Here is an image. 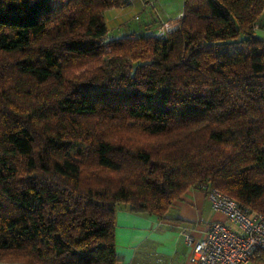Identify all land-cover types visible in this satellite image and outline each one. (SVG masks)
<instances>
[{"label": "trees", "instance_id": "1", "mask_svg": "<svg viewBox=\"0 0 264 264\" xmlns=\"http://www.w3.org/2000/svg\"><path fill=\"white\" fill-rule=\"evenodd\" d=\"M127 2L0 0V261L119 264L116 212L164 217L190 187L264 219V0L109 39Z\"/></svg>", "mask_w": 264, "mask_h": 264}, {"label": "crops", "instance_id": "2", "mask_svg": "<svg viewBox=\"0 0 264 264\" xmlns=\"http://www.w3.org/2000/svg\"><path fill=\"white\" fill-rule=\"evenodd\" d=\"M177 1L183 3V0H128L124 6L105 10L107 37L116 39L138 29L145 33L155 30L159 20L173 18L183 9V6L170 9ZM154 5L159 6L156 9ZM137 8L146 12L145 19L137 25L138 29L131 24L132 19L138 18L134 13ZM110 21L115 23L111 28L108 26ZM126 29L131 30L126 32ZM254 30L264 39V15ZM223 219L221 212L211 208L206 192L200 187H190L174 199L164 217L121 208L115 216L119 264H196L188 259L184 233L201 237L213 221ZM0 264L21 263L0 261ZM249 264H264V254L256 251Z\"/></svg>", "mask_w": 264, "mask_h": 264}, {"label": "built area", "instance_id": "3", "mask_svg": "<svg viewBox=\"0 0 264 264\" xmlns=\"http://www.w3.org/2000/svg\"><path fill=\"white\" fill-rule=\"evenodd\" d=\"M183 14L182 9L175 17L161 20L152 32L154 37L165 38L178 27ZM205 192L211 208L221 212L224 219L213 221L201 237L184 233L189 261L196 264H249L256 251L264 254L262 215L249 212L219 189L207 188Z\"/></svg>", "mask_w": 264, "mask_h": 264}, {"label": "rangeland", "instance_id": "4", "mask_svg": "<svg viewBox=\"0 0 264 264\" xmlns=\"http://www.w3.org/2000/svg\"><path fill=\"white\" fill-rule=\"evenodd\" d=\"M176 4V5H175ZM155 7L154 8H156L157 9V7L159 6V5H154ZM174 7H171L170 9H175V8H177L178 6H183V3H182V1H177L176 3H174V5H173ZM152 8V7H151ZM161 7H159V11L160 12H162V9H160ZM134 13L135 14H137L138 15V18L137 19H132L131 20V24L133 25V26H135V28H137V25H138V23L139 22H141L142 20H144L145 19V14H146V12H145V10L144 11H142L140 8H137L135 11H134ZM161 20H159V22H160ZM114 24L115 23H112L111 21L110 22H108V26L111 28V27H113L114 26ZM127 28H129V26L127 27ZM138 28H139V26H138ZM137 28V29H138ZM132 29V28H131ZM131 29H126V32L127 31H130ZM140 32H143V30H136L134 33H140ZM109 48V47H108ZM106 57V53L100 58V60L97 62V64H96V67H98L100 64H102V62H103V59ZM128 63H126V64H130L131 62L128 60L127 61ZM91 66V65H90ZM85 70V67L84 68H81V69H79L76 73L77 74H79L80 72H82V71H84Z\"/></svg>", "mask_w": 264, "mask_h": 264}]
</instances>
